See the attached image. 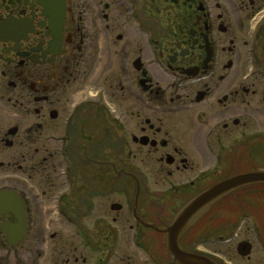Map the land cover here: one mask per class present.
Masks as SVG:
<instances>
[{
    "label": "flooded vegetation",
    "instance_id": "obj_1",
    "mask_svg": "<svg viewBox=\"0 0 264 264\" xmlns=\"http://www.w3.org/2000/svg\"><path fill=\"white\" fill-rule=\"evenodd\" d=\"M0 264H264V0H0Z\"/></svg>",
    "mask_w": 264,
    "mask_h": 264
},
{
    "label": "water",
    "instance_id": "obj_2",
    "mask_svg": "<svg viewBox=\"0 0 264 264\" xmlns=\"http://www.w3.org/2000/svg\"><path fill=\"white\" fill-rule=\"evenodd\" d=\"M241 178H235L232 180H229L225 183H222L220 185H218L217 187L213 188L212 190H210L209 192H207L206 194L202 195L201 197H199L197 199L196 204L197 205H202L204 203H206L207 201L213 199L214 197H216L219 193H221L223 190L229 188L230 186L236 184L237 182L240 181Z\"/></svg>",
    "mask_w": 264,
    "mask_h": 264
}]
</instances>
